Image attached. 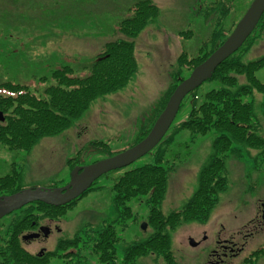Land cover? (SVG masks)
<instances>
[{
    "label": "rangeland",
    "instance_id": "obj_1",
    "mask_svg": "<svg viewBox=\"0 0 264 264\" xmlns=\"http://www.w3.org/2000/svg\"><path fill=\"white\" fill-rule=\"evenodd\" d=\"M137 1L0 0V81L11 78L23 82L29 90L41 95L46 85L56 81L51 76L53 68L67 63L74 68L73 75L86 76L88 64L96 58L107 40L127 37L119 26L123 18L133 13L132 6ZM153 1L157 12L133 35L137 67L131 78L120 88L92 98L87 108L72 118L65 128L44 134L28 148H8L0 142V175L15 169L21 172L19 183L22 187H54L69 179L70 161L74 166L88 164L109 155L111 149L129 146L142 129L149 126L153 116L154 122L166 103L156 113L166 90L179 82L176 74L181 80L196 65L180 63V56L183 53L188 57L195 56L202 43L208 48L212 43L209 36L216 34V28H233V21L241 17L249 2L236 0L234 5V0H231L227 12L218 3L213 12L210 6L213 0ZM217 18H220L219 23ZM238 53L245 59L264 53V18ZM254 72L258 79L264 81V67H258ZM41 75L46 78L40 79ZM244 80L247 81V77L237 75L238 83ZM214 86L218 87V83L213 78L201 81L194 93H188L183 99L162 140L133 161L101 173L94 179L93 184L97 188L86 191L57 215L60 230L51 233L47 241L25 239L26 246L32 251L40 245L53 248L60 237L70 238L83 229L99 228L103 221H112L117 216L111 188L113 178L126 168L155 161L157 152L164 146V161L160 162L172 167L167 172L166 192L159 206L165 213L182 206L196 188L197 174L212 151L215 131L194 133L180 128L175 132L176 126L188 117L193 97L197 98L198 104L202 93ZM0 92L7 93L8 90L1 86ZM242 99L251 101L252 117L258 132L264 136V90L253 88L242 94ZM223 152L226 188L218 193V199L205 221L183 220L170 229V247L175 256L173 264H192L196 256L202 258L203 248L186 247L183 243L189 233L208 228L207 225L214 224L216 220L226 225L246 220L254 213L258 198L264 193L263 145L234 141ZM146 196L139 194L125 200L132 214L116 224L118 257L122 256L127 243L142 239L149 233V223L146 222L145 229L140 224L148 215ZM27 207L23 204L19 214ZM19 208L3 214L0 227L6 225ZM46 221L49 220L46 218ZM263 237L264 232L257 239L261 241ZM82 242L78 245H82L79 257L85 256L86 259H78V262L75 260L77 256L71 261L62 255L51 256L48 264H90L91 258L96 264L95 253L92 256L88 246ZM71 247L66 249L79 251L78 247ZM131 262L168 264L162 255L154 252L138 254Z\"/></svg>",
    "mask_w": 264,
    "mask_h": 264
},
{
    "label": "trees",
    "instance_id": "obj_2",
    "mask_svg": "<svg viewBox=\"0 0 264 264\" xmlns=\"http://www.w3.org/2000/svg\"><path fill=\"white\" fill-rule=\"evenodd\" d=\"M235 2L236 0H234V5ZM220 4L227 12L232 3L231 0H222ZM133 5V13L123 18L119 26L127 37L120 36L118 39L107 40L103 49L96 54V58L88 64L89 73L86 76L73 75L74 68L67 63L53 68L51 76L56 81L46 85L41 95L29 90L23 82H17L11 78L0 81V87L8 90L7 93L0 92V108L5 116L4 120L0 121V142L8 148H28L44 134L65 128L72 118L87 108L92 98L100 93L120 88L131 78L137 67L133 35L158 10L153 0H138ZM263 18L264 11L243 43L223 58L207 78L215 79L218 87L214 86L205 90L198 104L197 98L193 97L188 117L182 119L176 126L175 132L180 128H187L194 133L215 131L212 151L198 171L196 188L182 206L172 208L168 213L162 211L159 206V201L166 192L167 172L172 167L170 164L163 165L160 162L164 161L163 153L166 150L164 146L157 152L155 161H146V163L126 168L113 178L111 188L114 191L113 202L117 216L112 221L103 222L99 228L83 229L70 238L60 237L56 245L46 252H40L37 249L32 251L26 246V240L21 238V234L24 231L35 229L38 222L46 216L58 218L57 215L82 194L98 186L90 185L78 197L63 204L54 205L38 199L24 203L28 206L27 209L22 214L19 213L23 206L15 210L12 219L0 227V264H48L51 256L71 255L79 252L82 245L79 247L78 245L82 241L83 245L88 246L89 253L93 251L97 253L100 264H117L115 242L118 241L119 236L113 222L119 223L120 219L123 220L132 214L125 200L139 194H147L145 198L148 203L146 222L151 228L146 237L127 243L122 257L132 261L138 254L154 252L156 255H162L166 263H170L174 257L170 247V229L182 223L183 220L204 221L215 205L218 193L226 188L227 175H225L223 151L234 141L262 144L264 149V136L258 132L257 123L252 117L254 115L252 103L250 100L243 101L242 99V94L250 92L253 88L258 87L264 90V81L254 74L256 68L264 67V53L247 59L242 58L238 53ZM217 28L216 34L209 36L208 40H212V43L208 48L203 47L205 43H202L195 56L188 57L183 53L179 59L180 63H193L191 66L197 64L220 44L222 38L231 31L232 27ZM238 74L247 77V81L238 83ZM176 77L179 81L177 74ZM41 78H46V76L41 75ZM175 84L170 86L171 89L166 90L162 99L163 103L158 104L159 108L156 113L166 102ZM196 89L197 87L188 93H194ZM188 93L183 97L185 98ZM182 101L183 99L180 104ZM153 118L154 116L150 119L149 126L153 123ZM149 126L142 129L134 141L144 136ZM118 150L111 149L108 154ZM69 165L71 167L73 162L70 161ZM20 179L21 172L15 169L1 174L0 191L5 193L21 188ZM35 209L38 211L34 212ZM70 246L75 249L78 247L79 251L72 250V247L70 250L66 249Z\"/></svg>",
    "mask_w": 264,
    "mask_h": 264
},
{
    "label": "water",
    "instance_id": "obj_3",
    "mask_svg": "<svg viewBox=\"0 0 264 264\" xmlns=\"http://www.w3.org/2000/svg\"><path fill=\"white\" fill-rule=\"evenodd\" d=\"M248 4L231 32L223 38L217 47L212 49L205 58L200 60L190 70L187 77L177 82L145 136L123 150L112 153V155L100 157V159L91 161L88 164L73 166L70 169L69 179L65 184L54 187H22V189L11 191V193H0V217L34 199H39L45 203L48 202L54 205L68 202V200L79 196L90 185L93 179L101 175V173L115 167H121L133 161L145 153V151L153 148L172 122L171 120L177 113L183 96L188 91L199 86L201 81L210 77L212 71L221 60L239 47L246 39L245 37L255 27V24L261 17V13L264 11V0H251ZM4 117L2 110H0V120H3ZM262 207H264V201H262ZM262 215L264 216V208ZM140 224L143 229L147 225L145 221H142ZM38 228L39 230L36 231L25 232L22 234V238L36 237L40 231L46 235L49 231L48 225L45 224L39 225ZM39 251H42V249Z\"/></svg>",
    "mask_w": 264,
    "mask_h": 264
},
{
    "label": "flooded vegetation",
    "instance_id": "obj_4",
    "mask_svg": "<svg viewBox=\"0 0 264 264\" xmlns=\"http://www.w3.org/2000/svg\"><path fill=\"white\" fill-rule=\"evenodd\" d=\"M218 3H222V0H213V4L210 5L213 8V12H215L214 8H218ZM219 21L220 18H217V22ZM90 185L95 186L92 183ZM262 201H264V193L260 196V198H258L254 213L246 220L233 224L228 223L227 225L223 222H217L216 220L214 224H208V228L205 227L199 232L194 231V233H189L183 242L186 247L197 246L198 248H203L202 258L198 259V256H196V258L193 259L192 264H264V237L261 241L257 239L258 235L264 232V216L262 215L264 207H262ZM46 218L49 221H46ZM46 218L38 222L37 225L41 223L48 225L49 231L46 235L40 232L34 239L38 238L40 240L47 241V238L51 233L60 230L61 227L58 224L59 217ZM113 224L116 225L118 223L117 221H114ZM36 229L37 226L32 230ZM38 248H43V252L51 249L47 248L45 245H40L36 249ZM93 253H95L96 264H100L101 261H99L97 253L95 251L91 252L92 256ZM115 254L118 261L117 264H133L128 258L126 260L122 256L118 257L117 253ZM260 255L261 259L259 258ZM74 256H77L75 260L78 262H80L78 259H86L85 256L80 258L79 252L62 256V258L66 257V259L71 261ZM174 260L175 256L170 263H167L173 264ZM197 260L199 263H197ZM94 261L95 260L91 258L90 264H94Z\"/></svg>",
    "mask_w": 264,
    "mask_h": 264
}]
</instances>
